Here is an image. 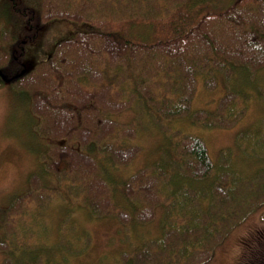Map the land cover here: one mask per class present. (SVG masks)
<instances>
[{"label":"trees","instance_id":"trees-1","mask_svg":"<svg viewBox=\"0 0 264 264\" xmlns=\"http://www.w3.org/2000/svg\"><path fill=\"white\" fill-rule=\"evenodd\" d=\"M31 1L33 6L23 0L5 4L9 9L13 4L20 13L17 17L12 13L10 21L27 20L30 25L15 44L13 56L18 62L24 44L36 36L39 18L47 22L61 16H83L88 29H75L56 42L53 52L34 70L11 81L35 121L34 136L61 137L67 143L49 145L48 161L41 163L43 171L48 166L54 170L50 173L63 189L59 196L64 208L59 210L56 232H51L54 223L50 225L46 218L47 209L37 205L50 195L40 190L41 175L35 169L31 175L35 189L0 209V222L8 224L10 215L25 212L22 207L28 200L38 201L26 223L29 226L20 228L30 232L31 239L13 237L4 243L6 264L15 260L20 264H68L86 253L90 234L77 226L74 204L90 218H116L131 233L137 226L157 221V234L137 233L146 239L121 253L124 264H199L209 259L233 226L264 206V117L235 131L232 142L218 149L215 160L204 137L182 133L176 124L188 117L191 122H203L207 131L235 127L252 97L263 100L264 84L256 71L264 66V0H209L214 3L212 10L198 7L206 0L184 1L186 9L203 13H198L193 24L186 14L176 16L173 11L174 18H165L161 10L170 7L157 0L149 17L143 11L140 18L148 20L141 31H133L131 17L138 18L139 2L146 8V0H97L107 10L103 21L99 10L92 14V0ZM250 1H256L253 9ZM164 20L170 23L169 29L175 27V33L159 37L163 29L154 31L152 37L145 35L160 30ZM14 31L20 30L0 23V40L8 35L4 45L0 42V70L5 73L12 65L8 62L14 61L6 48V43L13 44ZM162 60L166 61L164 80L159 77ZM109 64L122 65L116 76L127 77L129 71V81L124 79L116 88L114 79L108 80L103 70ZM140 73L151 76L139 77ZM198 78L205 87H213L218 79L223 82V93L210 109L192 105ZM113 90L128 101L113 99ZM128 106L135 111L131 123L111 118ZM148 128L159 138L160 150L152 152L157 156L136 172L121 176L117 169L128 167L140 151L138 144L128 140L134 130ZM116 137L127 139L128 145L113 141ZM61 161L63 166L58 168ZM252 239V244H246L243 264H264V227Z\"/></svg>","mask_w":264,"mask_h":264},{"label":"rangeland","instance_id":"rangeland-1","mask_svg":"<svg viewBox=\"0 0 264 264\" xmlns=\"http://www.w3.org/2000/svg\"><path fill=\"white\" fill-rule=\"evenodd\" d=\"M23 1H26L29 6L34 5L31 0ZM94 1L95 3L93 2V0L91 1V5H94L93 7L91 6V9L93 10L92 14L95 15V13L99 10L100 12H102L100 16H102L103 21L104 16L106 17L107 10L105 8H102V4L101 6H99L97 0ZM156 1L157 0L144 1L146 4V8L143 7L144 5L141 3V1L139 2V6L141 9L139 8V10H137L138 18L131 17L132 20L135 21V28H133V31H136L137 29L141 31L140 29L144 28V23H146V21L148 20L147 17L150 16L149 12H152L150 8L156 3ZM184 1L187 0H158L157 2H165V4L170 7V9L163 8V10H161L162 13H165L167 15L165 18H174V16L172 15L173 11L176 16L177 14H186L187 18H189V22H191L192 24L195 23L194 18L198 19L197 15L199 12L201 15L203 14L200 10L201 8H204L206 6H208L209 8H214V3L208 2L209 0H206L205 3L203 1L200 2L199 5L201 6H198L200 9L193 8L190 10L189 8L186 9L185 6L183 7ZM8 3H12V0H0V23L5 28L14 26L15 29L20 30L18 32L14 31L15 39L12 40L13 44L12 42L6 43V48L8 49L7 53L10 55V58L12 60V56L14 55L16 48L15 44L23 39L22 34L25 33L24 30L26 28H29L30 25L27 23V20L24 21L20 19L18 21L15 18L16 24H14V21H10L12 16L14 17L12 13H14L16 17L17 14L20 13L14 8L15 6H13V4L10 5L9 9L8 6L5 5ZM128 3L131 2L128 1L127 4ZM250 4H252L253 9V7L256 6V1H250ZM211 8L209 10H212ZM249 8L250 7H248V9ZM143 11H146L148 15H146L147 17L140 18L143 16ZM86 12L87 9L85 10V14ZM158 12H160L159 9ZM82 18L83 16H61L47 22L41 21V19L39 18V23L36 25V27H39V29L36 33L35 38L32 42H26V44H24V55L22 60H20L18 63H12L13 61L8 62L9 64L12 63V65L4 74L6 76H12L13 74L16 75L17 73L22 71L24 65L26 66V72L34 70L39 63L46 60L48 55L53 52L56 42L70 36V34H72L75 29L86 30V28L83 27L84 25L83 20H81ZM125 18L128 19L127 17ZM169 24L170 23L164 20V25L161 26L160 30L154 29L149 34L145 33V35H147V37H152L154 35V31L161 32L163 29L165 30V32L159 33V37L168 35L169 31L170 34L175 33V27L172 25L169 29ZM205 30H208V28H206ZM7 38L8 35L5 34L0 42H2V44L4 45ZM204 48L205 46L203 47V49ZM163 62L166 63V61H161L162 72L159 76L161 80H164L166 78V74L164 71L165 65ZM113 69H116V74L114 73ZM120 69H123L122 65L120 66L116 64H109L108 67H105L103 69L106 72V78L108 80L114 79L116 88H118V85L124 79H127L129 81V71L126 72L127 77L120 78L119 76H116L119 73L118 70ZM256 75H258L260 81L262 80L261 84L263 85L264 66L256 71ZM150 76V74L140 73L139 77L149 78ZM104 83H106V80L104 81ZM196 84L197 85L192 98V105L194 104L196 106H204L208 107L209 109L214 107L215 102L223 93L224 85L222 80L218 79L217 83H215L213 87H210L211 84L205 87L202 84V80L198 78ZM96 88H100V86H97ZM262 89L264 90V85ZM147 90H149L148 87ZM18 95L19 91L12 86V82L3 83L0 85V209H4L3 207L7 206L14 197L19 196L22 193L26 194L35 189V178L31 177V175L36 173L34 171L35 169H38L39 174L41 175L40 177L42 178L40 190H48L46 192L49 193L50 197L44 199V202L37 205L42 207L43 209H47L46 218H48V221H50V225L54 223L53 227H51V232L54 230L56 232V229L58 228L56 220L57 217H61L58 213L60 209L64 208L63 198L59 196L63 189L58 184L57 179L53 177L54 174L50 173L54 170H52L48 166V172L43 171L44 165H42L41 163H47L48 157H46V151L50 148L51 145L66 144L67 142H64V139L61 137L51 139H49V137H35L33 130L34 126H36L35 121L28 116L29 109L25 104H22L20 102V98ZM113 96L112 98L118 101H121V98L122 100L128 101V99H124V94L119 91L113 90ZM131 103L132 101L129 103V105ZM24 105L26 110L22 109L24 108ZM134 116V108L129 106L127 108L123 107L119 111L111 114L112 119L126 125L133 121ZM262 117H264V97L263 100L260 99L259 101L252 97V99L247 102L245 116L239 124L237 123L235 127L216 128L215 130L212 129L207 131L202 127L203 122H191L190 118L188 117L181 118L176 126L181 130L182 133H190L199 136L201 135L202 137H204L208 145V151L212 158L215 160V158L217 157L218 149L221 146L230 144L232 142L235 131L243 129V127H248V125L254 124ZM134 131L135 133L132 136V139H129L128 141L138 144L140 147V151L138 152L134 161H132V163H129L128 167L124 166L117 169V173L121 174V176L130 175L131 173L136 172V170H138L139 168H143L148 163H150V161L152 160L150 158L152 156H157V152L153 154L152 152L154 150L157 151V148L160 150V148L158 147L159 138L153 135L154 129L148 128L144 130L138 129ZM113 141L117 142L119 145L127 143V139H119L117 137ZM237 152V150H234V154H239V152ZM94 153L97 154V152ZM93 156L97 155L94 154ZM49 162L51 163L52 160ZM61 166H63L62 161L58 164V168H61ZM64 180H66V182H69L68 180L71 179ZM64 180H62L63 182L61 181V183H64ZM58 187L61 189L55 192L54 189H57ZM72 200L74 199L72 198ZM37 202L38 201L35 200H28V202H26L22 207L26 208L24 213H21L18 210L17 213L9 216L10 223L6 224L5 221L0 222V238L3 235H6L4 238L0 239V264H6L5 257H8L6 254V245L4 244L7 239L10 240L13 237H18L19 241H28L29 239H31L30 232H23L22 230H20V228L22 226H29V224L26 223L29 222V216L31 215L33 207ZM72 210L73 216L76 218V222L78 223L77 226L80 227L81 231L88 232V234L90 235H88L89 242L87 243L86 253L82 254L78 258L72 259V262L70 263L69 261L68 264H124L120 256L121 253L125 250L130 251V245L132 247H135L136 245L140 244V242L146 239L143 237H137V233H143L144 236L147 237H152L158 233L156 228L158 225L157 221L146 224L145 227L137 226L135 228L136 233H131V230L126 228L116 218L109 216H94L93 218H90L86 214L87 211L84 208L78 206V204H74L72 206ZM261 227H264V206L260 209H257L245 220L233 226L228 231V233L224 235V238L218 243V245L215 246L211 257L199 264H243V255L244 250L247 246L246 244L248 242H251L252 244V237L254 236L255 232L258 231ZM130 233L133 237H130ZM250 239H252V241H250ZM74 247L78 248L80 246L74 245ZM60 248L63 249L61 245ZM77 253L79 252L77 251ZM14 254L16 255H13L12 253V255L16 256L17 258L18 254L16 253V251H14ZM13 264L20 263L16 262L15 260V263ZM27 264H33V262L30 261L27 262Z\"/></svg>","mask_w":264,"mask_h":264},{"label":"water","instance_id":"water-1","mask_svg":"<svg viewBox=\"0 0 264 264\" xmlns=\"http://www.w3.org/2000/svg\"><path fill=\"white\" fill-rule=\"evenodd\" d=\"M25 72V69L21 71V73L17 76L22 75ZM13 78V77H12ZM12 78L7 77L1 70H0V79L5 82H9L12 80Z\"/></svg>","mask_w":264,"mask_h":264},{"label":"flooded vegetation","instance_id":"flooded-vegetation-1","mask_svg":"<svg viewBox=\"0 0 264 264\" xmlns=\"http://www.w3.org/2000/svg\"><path fill=\"white\" fill-rule=\"evenodd\" d=\"M22 43L24 44V41H22ZM12 58H13V60H14V61H13L14 63H18V61H17V60H18V57H17V56H13ZM11 64H12V63H11ZM25 67H26V66H25ZM18 74H19V73H17L16 75H18ZM16 75L13 74L12 76H16ZM10 77H11V76H10ZM9 83H10V82H9Z\"/></svg>","mask_w":264,"mask_h":264}]
</instances>
